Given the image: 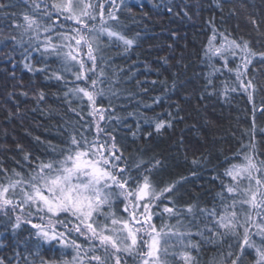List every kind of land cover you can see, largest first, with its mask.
<instances>
[{"label":"trees","instance_id":"obj_1","mask_svg":"<svg viewBox=\"0 0 264 264\" xmlns=\"http://www.w3.org/2000/svg\"><path fill=\"white\" fill-rule=\"evenodd\" d=\"M100 2L105 5V17L108 11H117L123 26L118 30L136 41L125 50L122 42L101 37L96 73L87 72L93 78L98 77L101 69L104 72L103 83L99 85L104 94L97 97V107L103 110L106 119L100 124L115 137L117 148L129 167L140 160L146 166L150 161L159 160L160 166L153 169V183L163 188L178 182L171 202L163 199L153 209L157 213L153 217L156 226L180 221L182 229L191 228V240L201 244L199 250L190 249L196 264H220L221 253L227 251L229 243L235 244V240L204 244L194 235L204 223L199 209H211L218 204L220 179H227L223 177L226 168L242 162L238 154L247 150L243 146L250 141L248 133L253 128V117L258 129L255 133L257 154L259 159H264V134L259 131L264 130V115H261L264 64L259 62L258 55L253 58L241 79L246 83L255 77L253 83L257 87L255 91H245L237 80V66L244 71L245 53L237 49L235 56H228L225 66L222 58L206 56L205 51L215 28L214 47H219L227 37L237 42L248 41L254 53L264 52V0H123V3L116 0L118 10L111 8L108 0ZM0 3L13 5L0 11V164L11 174L13 169L28 171L25 154L30 155L33 163L37 158H52L48 145L63 146L66 128L71 130L75 126L85 130L92 139L95 120L88 115L90 108L86 99L81 102L71 95L65 98L64 93L73 87L71 72L65 73L67 83L46 79L52 69L60 67L54 54L41 57L40 53L32 52L25 59L28 37H23V47L9 39L20 38L22 29L16 25L23 24V14L32 11V0H0ZM252 19L258 27L251 23ZM109 24L116 27L115 22L109 21ZM52 35L55 39V33ZM40 39H44L43 34ZM81 56L90 69L92 65L84 51ZM163 58H167V64ZM25 63L33 70L25 68ZM45 64L49 73L37 71ZM75 83L85 87L90 82ZM37 89L45 93V100L40 103L34 95ZM21 92H28V96ZM9 93L14 95L9 97ZM9 111L13 113L11 119ZM159 120L171 121L172 126L157 132L154 122ZM88 124H92L91 129H87ZM133 174H137L135 170ZM4 179L0 174V180ZM188 205L196 206L194 215L186 211ZM165 206H174L181 212L180 216L175 218L163 213ZM5 219L0 214V221ZM34 231L30 225H22L13 234L10 227L6 229L0 223V259L5 264H40L34 255L36 238L29 236ZM77 240L88 247L83 237ZM39 251L57 264L65 259L71 261L75 255L71 248H50L47 244ZM122 258L127 264H135L130 257ZM254 258V253L249 251L245 264H251ZM173 260L174 264H181L178 257Z\"/></svg>","mask_w":264,"mask_h":264},{"label":"snow or ice","instance_id":"obj_2","mask_svg":"<svg viewBox=\"0 0 264 264\" xmlns=\"http://www.w3.org/2000/svg\"><path fill=\"white\" fill-rule=\"evenodd\" d=\"M108 4L118 10L116 0H108ZM12 6L11 3H0V11ZM31 9V12L23 14V24L16 25L22 29L20 38L11 36L9 39L23 47V37H28L25 59L32 52L40 53L41 57L55 55L60 67L52 69L46 79L67 83L65 73H72L73 87L64 96L67 99L71 95L81 102L86 99L90 108L88 115L95 120V135L89 139L85 130L75 126L71 130L66 128L63 146L48 145L52 158H37L33 163L30 155L25 154L24 160L29 165L27 172L13 169L9 174L8 169L0 164V174L5 178L0 180V214L6 217L0 223L6 229L10 227L13 234L22 225H30L35 230L29 236L36 238L37 252L34 255L40 264H57L41 255L39 249L44 244L50 248L60 246L75 251L72 260L65 259L62 264H127V260L122 258L124 256L132 258L135 264H171V260L177 257L183 264H196L190 249L199 250L201 244L191 240L193 233L190 227L184 231L176 225L158 228L153 222L157 215L153 209L163 199L171 202L178 182L163 188L153 183V169L160 166L159 160L148 162V166L140 160L134 167H129L122 151L117 148L115 137L100 124L106 119L103 110L97 107V97L104 94L103 88L99 87L103 83L104 72L101 69L97 78L87 75V72L96 73V53L100 51L101 37L122 42L125 50L136 42L118 30L123 26L117 11H108L105 17V5L100 0L95 3L92 0H32ZM168 11L171 13L172 8L169 7ZM109 21L115 22L116 27ZM251 23L257 25L255 19ZM52 33H55V39ZM41 34L44 35L43 40L40 39ZM216 35L213 28V37L205 55L222 58L226 66L228 56H235L237 49L245 53L242 58L244 71L241 72L237 66V80L245 91H255V77L246 83L241 77L247 74L248 66L257 55L259 62L264 64V52L254 53L248 41L237 42L227 37L219 47H214ZM84 48L92 65L90 69L86 68L81 56ZM163 60L168 63L167 58ZM76 65L79 67L73 71ZM24 67L33 70L28 63ZM37 71L49 73L50 70L45 64ZM81 80L90 83L85 87L75 83ZM8 95L11 97L14 93ZM21 95L27 97L28 92H21ZM34 95L37 103L45 100L43 90L37 89ZM12 115L9 111L8 118L11 119ZM261 115H264V109ZM154 124L157 132L172 126L171 121L163 120ZM91 127L92 124L87 125V129ZM256 131L253 117V128L248 133L250 141L243 146L247 150L238 154L242 156V162L224 170L223 177L227 179L216 177L221 183V191L216 194L218 204L211 209H199L204 223L202 228L197 227L194 235L199 236L204 244H223L229 238L235 240V244L229 243L227 251L221 253L220 264H245L249 251L255 257L251 264H264V159H259L257 154ZM259 131L264 134V130ZM118 203L123 205L119 212ZM195 207L188 205L186 211L194 215ZM10 212L13 215H9ZM162 212L170 217L179 214L174 206H165ZM36 219L40 222H34ZM78 237L87 241V248L78 243ZM171 237L176 238L179 250L177 244L168 242ZM0 264H5L3 259H0Z\"/></svg>","mask_w":264,"mask_h":264},{"label":"rangeland","instance_id":"obj_3","mask_svg":"<svg viewBox=\"0 0 264 264\" xmlns=\"http://www.w3.org/2000/svg\"><path fill=\"white\" fill-rule=\"evenodd\" d=\"M43 40V39H42ZM85 52V53H87V49L86 48H84L83 50H82V52ZM82 52H81V54H82ZM123 208V205L122 204H117V211L119 212L120 211V209H122ZM178 211V213H181L179 210H177ZM19 212V210H17V213ZM178 216H180V214H178L176 217L175 216H172V217H175V218H177ZM34 222H36V223H39L40 221L38 220V219H36V220H34ZM175 222H178V221H175ZM164 225H176L177 227H179L180 229H181V231H184L185 229H182V224H181V222H180V224H178V223H175V224H170V222H167V223H165ZM165 231H167V229H165ZM168 242L170 243V244H176L177 243V241H176V238L175 237H171L169 240H168ZM179 250V249H178ZM178 260L179 261H181V264H183V261H182V259H180L179 257H178ZM171 264H174V260H171Z\"/></svg>","mask_w":264,"mask_h":264}]
</instances>
